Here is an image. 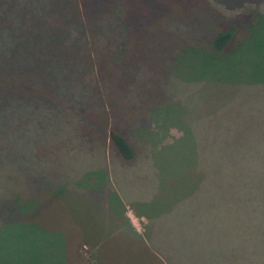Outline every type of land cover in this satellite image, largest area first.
Here are the masks:
<instances>
[{
  "label": "trees",
  "instance_id": "obj_1",
  "mask_svg": "<svg viewBox=\"0 0 264 264\" xmlns=\"http://www.w3.org/2000/svg\"><path fill=\"white\" fill-rule=\"evenodd\" d=\"M213 1L254 7L225 16L208 0H0V176L12 195L25 187V197L12 196L0 183V204L30 219L3 226L26 233L25 255L45 235L33 219L38 199L69 190L52 183L63 171L44 153L57 145L66 163L96 156L132 164L161 150L134 136L161 107L165 121L173 116L184 128L162 146L191 144L185 186L216 182L236 161L237 220L214 225L219 186L210 187L207 206L184 217L188 242L175 241L184 259L174 264H264V230L254 227L255 215L264 222V129L249 124H264L251 111V96L264 89V0ZM234 120L235 132L227 127ZM232 202L224 197L220 211L231 214Z\"/></svg>",
  "mask_w": 264,
  "mask_h": 264
},
{
  "label": "rangeland",
  "instance_id": "obj_2",
  "mask_svg": "<svg viewBox=\"0 0 264 264\" xmlns=\"http://www.w3.org/2000/svg\"><path fill=\"white\" fill-rule=\"evenodd\" d=\"M208 1L225 16H232L237 10L254 7L250 3L243 2L241 8L227 10L222 4H217L213 0ZM257 9L263 11L264 4L260 3ZM251 99L253 103H256L254 106L258 108H252L251 111H259L264 117V89H256ZM163 109L161 107L154 109L150 114L149 126L142 131L134 132V136L147 140L152 148L155 146L161 150L156 152L149 149L145 156L142 153L137 155L138 159L132 164L126 165L118 158L104 160L96 156L93 158L85 156L77 161L66 163L59 158V154H56L58 153L57 145L51 146L55 154H49L48 151L44 154L49 158L48 162L53 160V168L58 166L56 170L63 171L54 175L52 183L66 184L69 190L57 198V201L47 196L43 197V201L38 199V213L33 215V219L36 220L39 228L45 229L42 231L45 235L38 245L30 243L32 253L28 255H25L26 233L14 227L4 228L3 226L6 224L14 226V222L17 221L25 224V220L30 219L17 214L18 205L15 207L14 204L7 202L0 204V264H71L73 251L70 250V242L67 250H63L65 233H68L70 238L76 235V239L79 240L103 238L119 229L117 225H120L121 219L118 212L122 211L121 205L129 209L136 217H142L147 222H151L143 236L150 239L153 247L161 246L162 252L165 253L163 249L167 245H175L171 241L173 238L186 239V236H183V227L186 224L184 217L187 221V215H191L195 208L206 207V202L213 197L210 187H216V185L219 186V197L216 202L219 207L217 211L214 210V215L219 222H215L214 225L220 227L228 218L233 217L237 211L238 199L235 185L230 183H234L230 173L232 163L235 164L236 161L230 160L225 167L223 166L225 164L222 165L223 168L219 171L220 175L216 182L200 177L195 185L185 186L188 177L184 174L188 172V167L193 165L189 162L191 144L182 138L181 147L177 144L163 147L173 142L174 139L181 138L184 129L183 125L173 116L168 122L165 121ZM260 122L258 123L256 119L249 120L250 126H261L264 129L263 122ZM227 127L233 128L234 132L239 130L236 120L228 123ZM36 149L41 151L37 147ZM94 175L96 181L91 179ZM232 175L235 176L236 173ZM107 177L111 179V182L117 181V193L106 184ZM228 182L229 186H227ZM0 183L11 191V182L7 176L1 175ZM226 186L233 194L227 192L224 194ZM10 193L12 195V191ZM12 196L25 197V187L23 186L20 192ZM224 197L227 203L233 199L231 214L220 211V205L224 204ZM21 201L24 202L20 206V208L24 206L22 215L27 216L29 214L25 213V205L28 206V203H25V198ZM254 210L255 213H259L255 207ZM234 218L236 219L235 216ZM255 218L254 227L258 231L259 229L264 230V222L258 215H255ZM251 229L247 228L248 231ZM56 231L59 235L55 233ZM114 234L123 233L114 232ZM116 246L115 255L112 259L111 257L106 259L105 264H119L123 258L125 264L127 258H130V264H145V260L139 254H129L125 248H118L117 243ZM182 246L184 247V244ZM19 249L23 250V254H18ZM176 257L184 259L182 251Z\"/></svg>",
  "mask_w": 264,
  "mask_h": 264
},
{
  "label": "crops",
  "instance_id": "obj_3",
  "mask_svg": "<svg viewBox=\"0 0 264 264\" xmlns=\"http://www.w3.org/2000/svg\"><path fill=\"white\" fill-rule=\"evenodd\" d=\"M106 184L109 185L113 192H116L117 181L111 182V179L107 177ZM121 207L122 211L118 212L121 219L120 225H117L119 229L109 233L103 238L79 240L76 239V235L70 238V236H68V233H65L66 238L63 250H67V246L70 242L69 247L70 250L72 249L73 251L72 261L70 263L105 264L106 259H109L110 257L112 259L113 255H115L117 243L118 248H125L129 254H139L142 259L145 260V264H174V261H176L174 259L177 258V253H179L178 251L173 249L175 245H167L166 248L163 249L165 253L162 252V248H160L161 246L158 248L153 247V243L150 242V239L148 240L145 236H143L147 232V227L151 224V222H147L145 218L136 217L132 214V212H130L129 209H126L125 206L121 205ZM62 232L64 231L62 230ZM114 232H120L123 234H114ZM55 233L58 234V231H56ZM174 240L188 242V240L180 239V237H176L175 239L173 238V240L171 241L175 243ZM129 260L130 258H127L126 264H130ZM124 261L125 260L123 258V263L119 262V264H125Z\"/></svg>",
  "mask_w": 264,
  "mask_h": 264
}]
</instances>
